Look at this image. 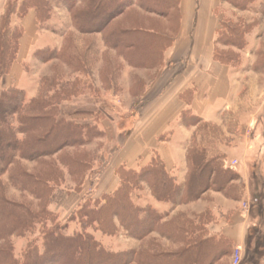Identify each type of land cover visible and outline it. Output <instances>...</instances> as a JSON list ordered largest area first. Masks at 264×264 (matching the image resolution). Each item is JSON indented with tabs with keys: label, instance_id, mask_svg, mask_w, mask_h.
<instances>
[{
	"label": "rangeland",
	"instance_id": "obj_1",
	"mask_svg": "<svg viewBox=\"0 0 264 264\" xmlns=\"http://www.w3.org/2000/svg\"><path fill=\"white\" fill-rule=\"evenodd\" d=\"M70 1L50 0L52 14L47 22L43 20L44 22L35 23L38 28L36 43L25 58H22L21 72L19 78L15 79L8 77L13 72L10 64L12 60L15 63L19 58L20 50L17 53L16 42L25 28L17 13L11 16V20L6 16L9 14V7L19 6L23 0H7L0 15V36L5 35L2 39L6 42L2 47V61L7 67L6 73L0 76V92L16 88L22 93L25 103L45 95L50 110H53L57 118H61L58 133L65 131L63 126L70 123L93 125L102 132L93 140L75 145L71 144L72 141L67 143L66 138H60L59 135L55 139L57 131H54L50 141L60 148L56 155L46 156L42 160L18 157L9 172L0 176V194L10 201L32 206V210L39 208L41 201L30 190V179L23 170L44 175L47 179L57 178L56 185L51 183L55 191L49 199V207L59 220L57 223L47 224L52 228L56 224L68 226L65 229L66 235L75 234L82 229L77 219L71 220L72 212L81 203L80 194L73 190H78L81 183L88 191L97 189L100 194L113 192L120 187V166H127L126 162H120L126 158L133 159L144 150L150 131L140 125L141 113L146 101L161 91V86L156 87L154 83L167 63L166 51L172 47L180 26L177 0L169 7L166 6L168 0H127L125 3L132 4L115 17L105 31H89L91 28H83L86 31H82L79 27L80 20L77 21L75 13L70 11ZM121 1L124 0H119ZM223 1L226 5L220 9L221 24L237 22L242 26L238 47L216 44L220 52L234 57L233 61L226 63L233 70L232 93L226 102V108L222 112L211 113L214 120L203 121L207 123L199 125L198 117L191 116L190 108L184 111L182 115L196 126L186 158L188 159L190 151L200 150L207 140L217 149L214 153L219 151L226 155V163L233 168L245 164L246 169L251 164L252 173L248 174L247 183L242 177L233 180L225 194L215 187L199 199L186 203V200L182 203L173 202L168 197L156 198L151 183L137 184L130 204L134 207L152 206L161 212L162 223L157 230L143 236L142 231L133 224L132 214L126 213L122 207L119 210L120 216H123L114 220L116 232L107 230L108 233H104L96 228L88 229L103 247L116 253L115 264H190L193 258H206L208 256H200L202 253L205 255L203 247L196 254L195 250L194 256L189 251H182L181 248L186 245L187 231L173 232L175 229L170 227V223L175 225L177 222H194L195 235L198 230L202 232V227L208 228L209 234L211 224L221 219L234 223V218L249 220L252 227L248 232L249 237L253 236L252 242L248 240L246 247L239 248V251L226 258L221 259L219 255L217 258L202 260L200 264L263 263L264 247L256 248V232L252 228L254 225L259 227L260 233L264 235V0H256L246 10L233 6L232 0ZM134 3L137 5L134 6ZM135 28H148L157 33H148L153 38L144 34V41L140 39V42L135 43L136 48L125 45L115 47L112 42L115 40L114 35L118 36L122 30L133 31ZM220 36L223 42L229 37L225 28ZM125 39L130 41L127 37ZM25 46L28 49V44ZM54 115L46 119L47 127L54 124ZM14 118V123L18 125V115L15 114ZM156 120L160 121V118H155L154 121ZM165 136L166 133L161 134L159 141ZM152 151L157 152L155 149ZM134 159L138 161L137 157ZM256 161L259 164L252 165ZM185 182L184 179L181 185L184 186ZM256 195H260V203L254 202ZM223 213L224 216H221ZM42 232L41 224L37 225V230L33 233L13 232L6 239L8 242L0 240V251L9 247L15 257L23 262L30 247L44 253L46 241ZM7 233L4 230L3 235L7 236ZM167 234L174 235L170 238ZM203 234L206 235V231ZM197 236L201 237L200 234ZM177 251L180 255H177ZM238 254L239 260L236 257ZM56 261L58 264H73L66 252ZM87 263V260L83 262ZM95 263L98 262L94 261ZM111 263L113 262L110 260L101 262Z\"/></svg>",
	"mask_w": 264,
	"mask_h": 264
},
{
	"label": "trees",
	"instance_id": "obj_2",
	"mask_svg": "<svg viewBox=\"0 0 264 264\" xmlns=\"http://www.w3.org/2000/svg\"><path fill=\"white\" fill-rule=\"evenodd\" d=\"M126 1L71 0L69 4L71 3L70 11L75 13V19L77 21L80 20V26H78L82 31H86L83 28H91L89 31H105L111 21L118 15H121L126 7L132 4V2L125 3ZM226 1L229 2V0ZM255 1L232 0L231 4L236 8L243 7L242 9L246 10ZM8 4L11 5L10 3ZM49 4L50 0H23L19 6L15 5L14 8L9 7V14L6 17H9L11 20V16L17 13L19 18L22 19L30 10H34L37 21L44 22L43 20H46L47 22L52 14V7ZM173 4L174 0H168L166 6H173ZM97 20L99 21L96 22ZM241 27L237 22L227 23L225 25L221 24L218 30L219 36L217 37L216 44L222 43L227 46L232 45L238 47L239 39L242 35ZM223 28H225L229 35L225 42L220 38ZM141 30L138 28H135L133 31L122 30L120 31V35H114L115 43L114 41L112 42L115 47L125 45L129 48H136L135 43L140 42V39L144 41V34L147 37L149 35L148 33L156 32L148 28ZM23 33L24 31L20 32L17 38V53L20 50V41ZM150 35L153 36L152 34ZM151 36L148 37L150 38ZM126 37L132 42L125 39ZM2 38H5V35L0 36V76H3L6 73L5 70H7L4 61H2V47L6 43L5 39ZM134 38L135 41H133ZM154 38L158 39L157 36H154ZM160 39L162 40V37ZM215 59L226 64L229 60L233 61L234 57H230L229 54L220 52L216 48ZM13 64L14 60L10 64V69ZM7 73H9V70ZM15 114L16 116L18 115V125L14 123ZM53 115V110H50L47 105L45 95H42L39 99H33L29 103H25L23 102L22 93L16 88L8 90L5 93L0 92V176L9 172L18 157L30 160H42L46 156L53 157L56 155L59 147L52 145L50 137L54 131L60 128L61 118H57V115H54V124H49L47 127L46 119H50ZM191 116L193 117L194 115L191 114ZM181 118L184 123L191 124L190 121L186 120V116L182 115ZM197 123L200 125L207 122H203L197 118ZM70 124L63 126L65 131H60L59 133L57 131V137L55 139L59 135V137H65L68 141L67 143L72 141L71 144L80 145L91 139L93 140L94 137L102 133L99 128L93 125ZM205 141L206 143L200 150L190 151L188 153V169L191 171L186 175L184 186L177 182L176 178L171 175L157 152L154 153L151 162L147 166L140 167V169H131L125 165L120 166L118 172L121 177L120 187L113 192H107L98 196L94 193L95 189L88 191V188L80 183L78 190H73V192L80 194L81 203H78L77 209L72 212L71 220L77 219L82 229L72 235H66L65 229L68 226H58L56 224V227L52 228L47 224V222L54 224L59 220L56 213L49 207V199L53 191H55L53 190L55 188L53 184L56 185L57 178L54 180L47 179L44 175L31 174L23 170L30 179V190L34 191V195L40 198L41 202L39 208L32 210V206L10 201L3 194H0V240L8 242L6 239L15 232H19L20 234L33 233L37 230V225L41 224L42 233L46 241L44 243L46 251L42 253L38 249H31L30 247L27 250L25 261L23 262L15 257L11 248H4L0 251V264H43L45 261L46 264H58L56 260L64 252L67 253L69 260L73 261V264H83L85 260L88 261L87 264H94V261L98 262L95 264H101L105 260H110L113 262L111 264H115L116 260H114V257L116 253L103 247L95 236L88 232V229L96 228L104 233H108L107 230H114L116 232L117 228L114 220L123 216H120L121 211L119 210V207H122L126 213L132 214L133 224L139 228L140 232L142 231L143 236L157 230L158 226L162 223L161 219L163 216L161 212L152 206L148 208L141 206L134 207L130 204L132 202L131 197L134 193L133 190L137 188V184L144 182L151 183L153 185V195L156 198L168 197L173 202L179 201L184 203V200H186V203L199 199L205 192L215 187L218 191L225 194L232 186V181L241 177L235 168L226 163V155L220 154L219 151L214 153L217 149L211 146L209 141ZM60 146L62 147V145ZM260 201V195H256V201L254 202L260 203ZM11 210L15 212H11ZM260 210L262 211V209ZM142 213L145 215H141ZM204 217H207V215ZM121 221L124 224V221ZM170 225H172L170 226L171 228L175 229L173 232L187 231L186 245L181 248L182 251H189L188 253L194 256L193 253L195 250H197L195 252L196 254L201 251V247L205 248V255L202 253L200 256L208 257L201 258L200 260L199 258L195 260L193 258L190 264H200L202 260L217 258L219 255L222 258L227 257L235 251L234 243L230 238L225 235L217 236L210 235V233L207 234L209 230L206 227L201 228V233L198 230L197 234H200L201 237L197 236V234L195 235L194 222H177L175 225L173 223H170ZM124 227L126 228L125 224ZM198 227H200V224ZM252 229L256 232V248L259 246L264 247V235L260 233L259 227L257 228L254 225ZM4 230L8 232L5 234L7 236L3 235ZM204 230L206 231V235L203 234L205 232ZM167 235L171 238L174 234ZM252 237L248 235L250 242H252ZM194 244L196 245L194 246ZM255 251L257 252V250ZM176 253L180 255V252L177 251Z\"/></svg>",
	"mask_w": 264,
	"mask_h": 264
},
{
	"label": "crops",
	"instance_id": "obj_3",
	"mask_svg": "<svg viewBox=\"0 0 264 264\" xmlns=\"http://www.w3.org/2000/svg\"><path fill=\"white\" fill-rule=\"evenodd\" d=\"M6 2L7 0H0V15L3 13ZM176 3L180 19L179 31L172 47L166 51L167 63L154 83L156 87L161 86V91L151 96L148 102L146 101L141 113L140 125L146 131H150L148 141L144 146L142 145L144 150L135 155L138 161L134 157L130 160L126 158L120 163L126 162L128 168L140 169L151 162L155 153L152 150L155 149L171 175L177 182L182 183L188 172L187 149L191 145L193 134L196 133V126L184 123L182 114L190 108L192 115L199 120H214L212 114L222 112L223 108H226V102L232 93L234 78L232 68L215 59L217 35L221 26L220 9L226 5V2L223 0H177ZM136 5L134 3V6ZM21 21L25 31L20 41L19 58L12 67L13 72L8 76L12 79L19 78L22 58H25L26 53L36 43L35 34L38 31L35 24L38 21L34 10H30ZM27 44L28 49L25 46ZM153 118H160V121H154ZM164 133H166L165 138L159 141V136ZM239 162L244 163L241 160ZM257 164H259L258 161L252 165ZM250 165L248 169L245 168V164H241L239 168L235 167L246 183L248 174L252 173ZM94 192L96 195H102L97 189ZM221 216H224V213ZM235 219L234 223L221 219L209 227L210 235H225L233 241L237 251L239 248L246 247L248 230L250 231L252 226L246 218Z\"/></svg>",
	"mask_w": 264,
	"mask_h": 264
},
{
	"label": "built area",
	"instance_id": "obj_4",
	"mask_svg": "<svg viewBox=\"0 0 264 264\" xmlns=\"http://www.w3.org/2000/svg\"><path fill=\"white\" fill-rule=\"evenodd\" d=\"M237 251H239V249H238ZM239 255H240V254H238V255L236 256L238 260H239V258H240Z\"/></svg>",
	"mask_w": 264,
	"mask_h": 264
}]
</instances>
